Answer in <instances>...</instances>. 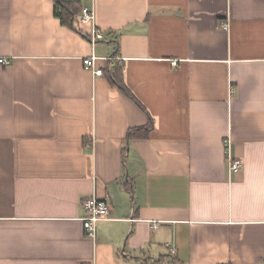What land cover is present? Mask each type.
Segmentation results:
<instances>
[{
  "label": "crops",
  "instance_id": "0c3cea01",
  "mask_svg": "<svg viewBox=\"0 0 264 264\" xmlns=\"http://www.w3.org/2000/svg\"><path fill=\"white\" fill-rule=\"evenodd\" d=\"M93 5L94 47L55 0H0V264H264V0Z\"/></svg>",
  "mask_w": 264,
  "mask_h": 264
},
{
  "label": "built area",
  "instance_id": "2783aa9c",
  "mask_svg": "<svg viewBox=\"0 0 264 264\" xmlns=\"http://www.w3.org/2000/svg\"><path fill=\"white\" fill-rule=\"evenodd\" d=\"M84 1V0H79ZM92 2V6H82V10L79 14V22L82 25H92L91 32L89 33V40L93 47L100 41L105 39V34L103 31L99 30L95 26V8H94V1L95 0H87ZM224 29L228 28V23H222ZM117 59L116 57H107V58H100L93 54L91 57L85 59V68L87 70L92 71L95 75L102 76L103 75V67L98 66V61L105 60L107 62L113 61ZM1 64H7V60L0 59ZM106 63V62H105ZM176 65V62H174ZM225 146L227 148V161L230 173H236L243 169V163L237 159H234L230 152V141L227 139L225 140ZM84 209L87 212V216L83 219V226L87 233V235L91 237H95L96 235V226L100 221L108 220L110 215V207L109 203L105 199H100L95 195L89 199H87L83 204ZM171 254L175 253L173 248L170 249Z\"/></svg>",
  "mask_w": 264,
  "mask_h": 264
},
{
  "label": "trees",
  "instance_id": "16d2710c",
  "mask_svg": "<svg viewBox=\"0 0 264 264\" xmlns=\"http://www.w3.org/2000/svg\"><path fill=\"white\" fill-rule=\"evenodd\" d=\"M82 10V4L79 0H55V14L61 20V23L71 29L77 30V17ZM89 38V36H88ZM123 63L114 61L111 68H104L103 75L110 82L112 86L120 89V91L127 97L134 100L143 110L144 108L134 96L133 92L126 86L123 77ZM154 122L150 119L146 128H140L130 131L129 139L149 138L150 132L153 131ZM163 264H180L175 258L169 256L161 259Z\"/></svg>",
  "mask_w": 264,
  "mask_h": 264
}]
</instances>
